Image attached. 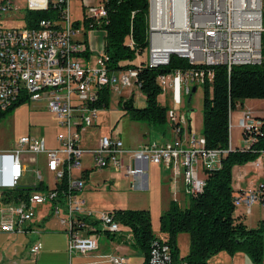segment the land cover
<instances>
[{"label":"built area","instance_id":"1","mask_svg":"<svg viewBox=\"0 0 264 264\" xmlns=\"http://www.w3.org/2000/svg\"><path fill=\"white\" fill-rule=\"evenodd\" d=\"M106 1L26 0L25 12L44 11L53 5L59 9L54 18L38 20L32 28L23 24L5 29L1 22L15 7L10 0H0V112L18 101L42 103L57 128L53 148H47L41 138L24 136L7 152L11 159L7 170L8 189L18 187L23 168L34 164L38 157L43 158L53 185L4 205L0 232L25 234L23 224L34 219L38 206L47 205L49 214L66 234L69 256L93 253L97 249L98 227L111 235L119 234L121 227L111 211L93 214L84 208L77 194L86 176L81 158L89 155L92 169L112 170L131 178L130 187L134 190L146 189L147 166L155 165L169 170L174 178H182L187 198L200 193L204 187L203 170L218 169L220 158L232 149L229 142L231 113L227 148L207 149L202 136L195 137L188 130L187 114L178 107L182 96H190L192 87L210 83V68L222 66L228 75L234 66H257L262 62L264 50V0H147V65L162 67L175 56L200 68L174 69L157 76L161 93L168 90L176 105V109L166 111L165 122L171 134L161 142L130 149L115 136H101L93 148H82L81 139L95 126L102 91L108 92L109 86L114 84L117 85L115 91L129 87L131 80L135 84V70L107 68L102 47L98 55L100 66L87 65L90 52L87 40L90 32L98 30L105 22ZM70 2L81 6L80 21H72ZM79 57L86 60L84 65ZM258 126V120L249 112L241 113L236 127L241 134L242 147L237 150L247 149L252 142L250 135ZM258 153V159L264 157V149ZM256 160L253 167L259 169L260 163ZM33 177L41 182L38 173L34 172ZM258 188L234 197V207L241 205L248 211L258 202ZM39 248L36 244L30 252L36 253ZM107 261L126 264L117 256H108ZM147 264L179 263L172 259L164 239L159 238L150 249Z\"/></svg>","mask_w":264,"mask_h":264},{"label":"trees","instance_id":"2","mask_svg":"<svg viewBox=\"0 0 264 264\" xmlns=\"http://www.w3.org/2000/svg\"><path fill=\"white\" fill-rule=\"evenodd\" d=\"M54 6V5H53ZM49 6L44 11H27L23 21L26 28L34 27L41 19L55 17L59 7ZM54 8V9H53ZM106 19L98 30L103 32L102 50L112 71L135 70V85L144 98L141 108L129 111L131 120L139 123H165L167 106L160 105L157 97L161 89L156 78L174 69L200 68L190 66L186 60L171 56L168 64L151 68L146 59L135 63L142 53L146 54L147 0H107L104 2ZM262 41V38H261ZM211 82L201 86V136L207 149L223 150L228 145V115L240 109L245 100H264V50L262 62L257 66L239 65L226 74L222 66L210 68ZM107 94L100 95V108L107 107ZM22 102V101H20ZM19 101L4 112L0 120ZM259 126L251 133L252 142L247 149H231L220 158L218 169L203 170L204 187L200 193L188 198L186 207L170 202L158 218V232L164 234L165 243L172 259L179 264H206L220 252L228 256L243 253L253 264H262V239L264 224L246 228L240 218L234 216L231 169L253 162L264 149V118H257ZM246 138V135H243ZM44 189L41 185L33 191ZM31 192L6 191L2 194L11 198H24ZM258 202L264 204V182L258 188ZM113 218L120 226L126 227L134 245L143 255L147 264L150 249L159 238L151 231L149 214L146 210H112ZM186 234L187 253L178 259L175 238Z\"/></svg>","mask_w":264,"mask_h":264},{"label":"rangeland","instance_id":"3","mask_svg":"<svg viewBox=\"0 0 264 264\" xmlns=\"http://www.w3.org/2000/svg\"><path fill=\"white\" fill-rule=\"evenodd\" d=\"M15 7V10L11 12L7 18L2 20V27L5 29L21 27L24 24L23 13L26 10V0H10ZM81 6L70 2L69 13L72 21H80L81 19ZM90 52L87 54V65L89 67H99L100 58L99 52L101 51V44L103 43V32L95 30L91 33L90 39ZM147 58L146 54L142 53L135 59V63L144 61ZM78 60L81 64H85L86 60L83 57H79ZM116 84L109 86L107 94V107L100 108L97 111L95 118V126L88 129L82 138V145L84 148H93L97 143V140L101 136H111L121 139L124 144L133 145L137 141L142 142H161L168 136V124L165 122L162 125L139 123L131 120L129 113L123 110V103L129 99L132 101L134 108H141L144 105V98L139 93L136 85L133 81H130V86L126 88H118L115 91ZM201 87H196L195 91L191 93L189 103L186 104L187 96H182L183 101L180 102V111L185 114L188 113V127L191 134L198 137L201 134ZM157 101L160 105L165 104L167 109H176V105L173 103L170 92L166 90L157 97ZM246 107H251L253 110L261 116H264V100H245ZM243 101V102H245ZM260 102V103H258ZM237 113L231 112V125L235 123V116ZM241 116V114H240ZM239 116V117H240ZM52 116L48 115L44 107L40 104L30 103L28 101L20 102L14 106L9 112H7L3 119L0 120V150L11 149L16 141L20 137L24 136H43L47 143H51L53 131L49 127L52 124ZM237 122V120H236ZM57 131V130H56ZM231 137L234 144L238 129L232 128ZM242 145L239 144V148ZM260 163V169L256 170L251 165L253 162L246 163V168L251 175V179L257 184L258 182H264V157L257 158L256 162ZM82 170L85 168L87 175L83 178V188L77 194L83 201V206L86 210L93 214L101 212H108L112 210H146L149 214L151 231L155 236H160L158 232V218L161 207H167L170 204L166 198H162L165 189H160L159 186L162 183L153 185L148 173V188L146 190H134L129 185L131 179L121 176L120 173L106 170H95L91 167V160L89 155H84L80 160ZM41 163L36 167L39 169L43 185H53V181L46 173L41 169ZM151 168L150 166H148ZM35 168L34 165H25L26 172L23 177L29 181H33L32 171ZM148 168V170H149ZM75 175H79V172H73ZM260 177V178H259ZM159 184V186H158ZM163 187H167V184ZM235 189V187L233 186ZM180 207H186L188 205V198L178 196ZM254 203L253 206H256ZM1 207V206H0ZM52 222L55 223V219L49 214ZM100 233L96 235L97 239L101 242L104 239V233L102 229L98 227ZM120 231L124 234L127 232L125 227H120ZM164 235V234H162ZM179 235V236H178ZM175 238V244L177 248V257L182 255L187 248L186 234H178ZM166 237V236H165ZM177 239V241H176ZM127 248L132 251L140 253L137 246L132 245Z\"/></svg>","mask_w":264,"mask_h":264},{"label":"crops","instance_id":"4","mask_svg":"<svg viewBox=\"0 0 264 264\" xmlns=\"http://www.w3.org/2000/svg\"><path fill=\"white\" fill-rule=\"evenodd\" d=\"M91 33L93 32H90L87 40L88 46L90 45V43L92 44V40H95L96 37L93 36L94 39H90ZM246 103H247L246 101L243 102L241 108L236 109L234 111V113H237L235 116L236 120L239 119V116L242 112H249L254 117V119L264 118V116L259 115L257 111L253 110L251 107H246ZM35 104H40V106L44 107L45 109V106L42 103H35ZM186 114L188 113L186 112ZM48 115L51 114L48 113ZM236 120L232 126V128L235 129H237ZM187 123H188V119H187ZM49 127L52 129L53 133L55 131V133L52 136L51 143H47L43 136H38V138L43 139L47 148H53L55 147L54 137L57 133L56 131L57 128L54 119L52 121L51 126ZM169 129L170 128L168 126L167 128L168 136L170 133ZM188 130L190 131L189 127ZM82 141L83 140L81 139L80 146L84 148L82 145ZM229 142L232 149L239 148V144L242 145L240 132L239 134L237 133V138L234 144L232 143V137L230 132ZM148 143L150 142L137 141L133 145L124 144V143L123 145L126 148L136 149L139 146ZM9 150H0V206H1L0 220H1V213L4 210V205L9 203H14L18 199V198L16 199L11 197H6L2 194L3 192L11 191V189H8L9 175L7 172L11 163V159L7 154ZM39 163H41L42 165L41 169L43 170V172L46 173L47 176L51 178V176L45 171V163L43 158L41 157L36 158L34 160V164H31L35 166V168L32 171V174L36 172L41 177L39 169L36 168ZM148 166H150L151 168H149ZM148 166L146 170V178H147L146 189L148 188V173H149L151 178V183L153 185L157 183L167 184L166 188L163 187L165 185L161 184L159 186L158 184L160 189H165L163 190L164 194L162 198H166L168 201L173 202L178 207H180L178 196L181 197L185 196L184 183L182 181V178L180 176L175 178L172 177L171 172L169 170H164L160 166H155V165H148ZM251 167L253 168V164L251 165ZM106 171H112V170H106ZM25 172L26 170L25 168H23L22 177L18 183L19 184L18 187H24V188L33 187L34 189L39 185H41L43 188L45 186L50 187L48 184L43 185L42 177H41V182H36L34 180V177H33V181H29L25 179L23 177ZM261 183L262 182H258L256 184L254 180L251 179V175L246 168V164L232 167L231 188L233 190V197H236L237 195L248 191H254ZM233 186L235 187V189L233 188ZM13 190L19 191L16 189ZM21 192H31V191H21ZM159 210L160 213H162L163 211L166 210V207L164 208L161 207ZM36 211L37 213L34 219L29 223L23 224V227L27 230L25 234L17 235V234H6L0 232V264H110L107 261L108 256L121 257L125 260L126 264L143 263V255L141 254V252L138 253L136 251H132L126 246V244L128 246L134 245L131 234L126 227L125 228L127 229V232L124 234L125 236H122L123 234L121 233V231L117 235L106 234L103 232L105 235L104 239L101 242L97 239V249L93 253H88L84 255L74 254L69 256L67 253L66 234L63 232L62 228L58 225V222L55 217H54V219L56 220L55 223L50 220L52 218L49 217L48 206L47 205L38 206L36 208ZM234 216L240 218V220L242 221V223L246 228L253 229L256 228L260 222L264 224V207L257 202L256 206L252 205L247 211L243 206L240 205L238 207H235ZM156 237L160 239H165V235L162 234ZM36 244L40 245L39 250L36 253H31L30 250ZM187 248H188V238H187ZM187 248L185 252L187 251ZM185 255L186 253H183L182 255L178 256V259L184 257ZM206 264H253V263L243 253H236L232 256H228L224 252H220L215 256L211 257ZM262 264H264V234L262 239Z\"/></svg>","mask_w":264,"mask_h":264},{"label":"water","instance_id":"5","mask_svg":"<svg viewBox=\"0 0 264 264\" xmlns=\"http://www.w3.org/2000/svg\"><path fill=\"white\" fill-rule=\"evenodd\" d=\"M195 91V88L194 87H192L191 88V93H193ZM189 98H190V96H188L187 97V99H186V104H188L189 103ZM122 107H123V105H122ZM133 108V106H132V101H131V99H129L127 102H126V106H124L123 107V110L124 111H129L130 109H132ZM16 190H19V191H33V187H29V188H24V187H17V188H15Z\"/></svg>","mask_w":264,"mask_h":264},{"label":"flooded vegetation","instance_id":"6","mask_svg":"<svg viewBox=\"0 0 264 264\" xmlns=\"http://www.w3.org/2000/svg\"><path fill=\"white\" fill-rule=\"evenodd\" d=\"M126 102H127V100L123 103V107L126 106Z\"/></svg>","mask_w":264,"mask_h":264},{"label":"bare ground","instance_id":"7","mask_svg":"<svg viewBox=\"0 0 264 264\" xmlns=\"http://www.w3.org/2000/svg\"><path fill=\"white\" fill-rule=\"evenodd\" d=\"M249 66H255V65H249Z\"/></svg>","mask_w":264,"mask_h":264}]
</instances>
